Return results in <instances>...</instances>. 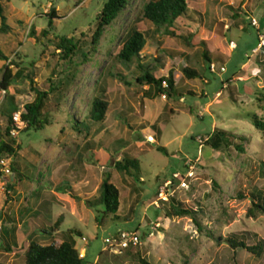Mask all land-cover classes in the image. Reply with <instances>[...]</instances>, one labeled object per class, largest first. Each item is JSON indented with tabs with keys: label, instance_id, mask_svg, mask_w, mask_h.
<instances>
[{
	"label": "rangeland",
	"instance_id": "374dc122",
	"mask_svg": "<svg viewBox=\"0 0 264 264\" xmlns=\"http://www.w3.org/2000/svg\"><path fill=\"white\" fill-rule=\"evenodd\" d=\"M104 1L0 0L9 26L0 31V48L8 58L0 60V79L4 64L17 76L6 94L0 90L5 110L0 138L21 147L10 159L17 173L0 180V264H23L30 241L60 244L52 232L56 221L58 229L81 232L76 246L85 247L83 257L91 264H140L139 257L150 264H263V256L233 249L224 240L235 234L250 245L264 241V214L247 216L250 190L264 192V134L253 120L264 117V0H188V12L172 27L174 35L158 36L142 17L148 0H129L91 46ZM136 23L151 34L142 64L152 66L155 78L172 73L175 95L138 86L136 64L113 59L120 39ZM53 35L79 41L76 72L58 58ZM203 50L216 72L209 71ZM187 67L199 76L188 78ZM54 85L58 91L50 90ZM31 86L48 93L52 124L7 136V115L33 100ZM99 95L109 105L104 120L96 123L88 117ZM216 128L233 134L244 153L234 146H208L205 140ZM123 157L138 160V175L115 168ZM107 174L119 190L116 214L91 203ZM187 174L188 188H183L181 176ZM167 181L172 183L169 200L195 210L202 232L189 217L167 216L169 200L156 204L157 191ZM61 185L73 194L57 191ZM119 232H137L140 244L113 252L104 238Z\"/></svg>",
	"mask_w": 264,
	"mask_h": 264
},
{
	"label": "trees",
	"instance_id": "16d2710c",
	"mask_svg": "<svg viewBox=\"0 0 264 264\" xmlns=\"http://www.w3.org/2000/svg\"><path fill=\"white\" fill-rule=\"evenodd\" d=\"M129 4V0H105L100 12L95 18V30L90 38L91 46L98 43L103 35V31L106 27L110 26L120 13L126 9ZM195 6V5H194ZM190 3L188 0H148L144 3L142 7V17L144 20L153 24L154 29L152 30V35H174L172 27L174 24L181 20L184 15L188 12ZM196 9V6L194 7ZM197 11V9H196ZM55 10L52 8L51 13L47 14L48 20L47 24L51 28L52 22L50 21L54 17ZM5 10L0 5V31L6 32L9 29L7 24V16ZM45 35L48 33L44 31ZM151 36L148 29H144L140 23H136L131 26L126 34L120 39L117 49L114 53L113 59L116 62L132 64L135 63L136 67L140 70V73L135 78V83L141 87H153L159 94H167L168 97L175 95L174 77L172 73L167 77H154V71L151 65L142 64L141 53L144 46L147 43L148 38ZM56 51H58V58L60 60L66 61L69 66H72L76 72L78 64L74 62V58L77 53L81 50L79 46V41L73 38H67L66 36L53 35V40L51 41ZM199 44H204V42H199ZM205 45V44H204ZM260 52L264 53V46H260ZM83 58L86 59L88 53L82 54ZM202 59L206 63H210L211 59L206 50L201 53ZM7 56L0 48V60H7ZM83 59V60H84ZM209 69V68H208ZM183 73L187 75L188 78H193L199 76L196 69L184 68ZM16 74H12V70L7 64L3 66V74L0 79V90L5 91V94L9 91L14 79H16ZM73 80V79H71ZM166 83L167 87H163ZM61 84V83H60ZM31 90L34 92V98L31 102L24 105V112L22 113V119L26 122V127L22 131L28 130H41L45 126L52 124L50 115L46 111L47 106V95L46 91H42L37 87L31 86ZM50 90L58 91L59 87L57 85L51 86ZM103 93V91H102ZM181 95V93H178ZM264 101V97L260 99ZM108 102L104 100L101 95L95 96L91 102V109L88 119L92 122L101 123L108 109ZM5 110L0 108V113ZM7 125L4 128L5 134L10 135L11 128L13 127V122L11 115H7ZM255 127L264 134V117L255 115L254 116ZM83 122H87L84 121ZM88 128H89V122ZM235 136L230 132L222 129H215L212 134H210L205 143L214 150H218L221 147L230 148L234 146L236 151L240 154L244 153V148L242 143H235ZM240 141L244 138L238 137ZM20 145L15 142L14 139L3 140L0 138V159H12L16 158L18 151L20 150ZM158 150H164L158 147ZM138 160L135 157L127 158L123 157L120 161L116 162L114 165L117 170L124 171L125 173H130V169H133L135 174H139ZM9 166L11 171L17 173L15 169V163L12 164L10 161ZM135 176V175H134ZM2 177V172L0 170V179ZM9 187H12L9 185ZM57 191L62 193H71V188L66 186H59ZM252 199V205L247 210L248 217H255L257 213L264 214V192L262 190L252 189L249 192ZM77 199L76 195H72ZM92 205L103 206L105 213L116 214L119 209V190L110 181V174H107L101 184V192L97 199L91 202ZM167 216L169 217H189L195 223L198 231H203V226L197 218L196 211L192 208H185L181 203L176 201L173 197L170 198ZM57 221L52 228V232L58 230ZM55 229V230H53ZM214 232H208L212 235ZM58 238L61 239L60 244L51 242L49 244H41L38 242L30 241L27 249L25 250L23 256V264H90L85 261V258L80 255L79 250L75 247L76 240L75 237H81L82 234L77 229H67L61 230L57 233ZM117 233L114 235L116 236ZM217 240H223L222 236H218ZM224 241L229 244L233 249L242 248L249 252L251 255L260 258L264 257V241L257 240L254 244L250 245L245 241L244 237L240 235H230ZM127 250V249H126ZM140 264H150L143 257L138 258ZM237 264V262H234ZM264 264V262H263Z\"/></svg>",
	"mask_w": 264,
	"mask_h": 264
},
{
	"label": "built area",
	"instance_id": "2783aa9c",
	"mask_svg": "<svg viewBox=\"0 0 264 264\" xmlns=\"http://www.w3.org/2000/svg\"><path fill=\"white\" fill-rule=\"evenodd\" d=\"M250 23L252 26H257V21L254 18L250 19ZM236 45L233 41L230 42V47L234 48ZM209 71L210 72H216L217 66L210 62L209 63ZM220 72L225 71L224 66L219 67ZM163 87H167V84L164 83ZM5 94V91H2ZM24 112V109L22 110H16L12 113V122L13 127L11 128L10 135L14 138L18 137L20 131L26 127V122L22 119V113ZM10 160L9 159H0V170L2 172L3 178L9 176L11 174V168L9 166ZM176 178L180 177L179 175H174ZM186 177H191V174H187L185 177L181 176V183L180 186L183 188H188V185L186 183ZM170 185H172L171 182L167 181L164 185L160 186L157 191V202L158 201H168L169 197L171 195L170 192ZM0 231H2V225L0 223ZM85 240V238H83ZM104 242L108 245L110 250L116 253H120L123 250H126L130 247H136L140 244V238L137 232H119L116 236L112 237H106L104 238ZM91 264V263H90Z\"/></svg>",
	"mask_w": 264,
	"mask_h": 264
},
{
	"label": "crops",
	"instance_id": "0c3cea01",
	"mask_svg": "<svg viewBox=\"0 0 264 264\" xmlns=\"http://www.w3.org/2000/svg\"><path fill=\"white\" fill-rule=\"evenodd\" d=\"M63 194H65V193H63ZM61 231V228L60 229H58L57 231H55L54 232V234H57L58 232H60ZM78 250H79V252H80V255L83 257L84 256V254H85V247L84 246H82V247H80V248H78L77 246H75Z\"/></svg>",
	"mask_w": 264,
	"mask_h": 264
}]
</instances>
